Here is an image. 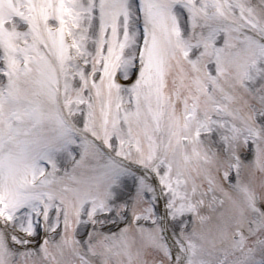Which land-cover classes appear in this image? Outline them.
<instances>
[{"label":"snow or ice","instance_id":"1","mask_svg":"<svg viewBox=\"0 0 264 264\" xmlns=\"http://www.w3.org/2000/svg\"><path fill=\"white\" fill-rule=\"evenodd\" d=\"M0 264H264V0H0Z\"/></svg>","mask_w":264,"mask_h":264}]
</instances>
